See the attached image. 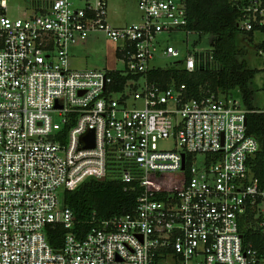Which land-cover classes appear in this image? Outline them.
Masks as SVG:
<instances>
[{"label":"built area","instance_id":"1","mask_svg":"<svg viewBox=\"0 0 264 264\" xmlns=\"http://www.w3.org/2000/svg\"><path fill=\"white\" fill-rule=\"evenodd\" d=\"M28 1L14 15L0 0V264H264L244 236L264 234L261 143L248 129L264 109L149 78L171 68L159 57L219 66L213 48L182 55L162 40L191 31L185 0H138L141 23L120 26L108 0ZM229 1L264 55V0ZM94 32L119 44L123 66L69 67V45ZM90 177L124 183L133 209L77 228L65 194ZM60 227L56 247L48 232Z\"/></svg>","mask_w":264,"mask_h":264},{"label":"trees","instance_id":"2","mask_svg":"<svg viewBox=\"0 0 264 264\" xmlns=\"http://www.w3.org/2000/svg\"><path fill=\"white\" fill-rule=\"evenodd\" d=\"M185 3L188 13L187 29L213 36V57L219 66L194 72H188L183 67H171L154 70L149 73V78L159 81L163 86L172 79L177 83L184 82L193 96H199L208 90L229 93L233 89H239L243 93L245 105L254 107L253 91L249 84L256 70L249 68L243 58L247 45L253 41L254 33L243 31L238 26L240 13L229 0H185ZM262 45L261 43L259 46ZM248 129L261 143L253 166L255 174L261 178L264 173V114H249ZM65 203L75 215L76 227L89 229L93 215L108 218L132 210L136 203V193L126 190L121 181H102L90 177L76 189L66 192ZM48 234L53 246H61L63 228L49 230ZM244 236L245 240L264 256V234L247 228Z\"/></svg>","mask_w":264,"mask_h":264},{"label":"rangeland","instance_id":"3","mask_svg":"<svg viewBox=\"0 0 264 264\" xmlns=\"http://www.w3.org/2000/svg\"><path fill=\"white\" fill-rule=\"evenodd\" d=\"M109 21L116 25H132L141 23V11L138 7V0H108ZM11 14L19 15L26 7H29L28 0H8ZM164 43L179 48L182 55L188 49L204 50L213 48V36L209 33L188 32L177 30L170 35L162 36ZM263 40V34L255 32L253 41L247 45L243 56L249 68L255 69L256 73L252 78L249 87L253 91L252 104L254 107L264 109V55L258 52L259 45ZM118 43L109 38L104 32H94L84 40H78L69 45L68 64L72 69H116L123 66L117 56ZM179 59L173 57H159L152 61V65L168 68L181 67L175 63ZM229 96L243 102V93L239 89H233Z\"/></svg>","mask_w":264,"mask_h":264},{"label":"water","instance_id":"4","mask_svg":"<svg viewBox=\"0 0 264 264\" xmlns=\"http://www.w3.org/2000/svg\"><path fill=\"white\" fill-rule=\"evenodd\" d=\"M83 139L84 140H88V144L87 146H93L94 144V130H90L88 131L84 136H83ZM100 180L104 181L105 179L104 178H101Z\"/></svg>","mask_w":264,"mask_h":264}]
</instances>
